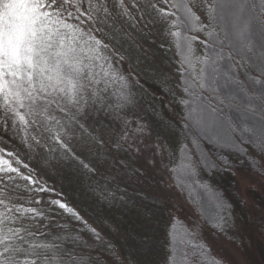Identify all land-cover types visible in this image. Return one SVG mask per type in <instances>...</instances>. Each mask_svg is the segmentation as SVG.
<instances>
[{
	"label": "snow or ice",
	"instance_id": "6c2138e0",
	"mask_svg": "<svg viewBox=\"0 0 264 264\" xmlns=\"http://www.w3.org/2000/svg\"><path fill=\"white\" fill-rule=\"evenodd\" d=\"M238 166L264 175V0H0V264H264Z\"/></svg>",
	"mask_w": 264,
	"mask_h": 264
},
{
	"label": "trees",
	"instance_id": "16d2710c",
	"mask_svg": "<svg viewBox=\"0 0 264 264\" xmlns=\"http://www.w3.org/2000/svg\"><path fill=\"white\" fill-rule=\"evenodd\" d=\"M243 176L247 177L249 185L253 186V188L248 191L250 203L243 199L239 190V179ZM216 183L226 190L227 194L234 199V202H237V215L244 230L246 232L249 231V225L253 222L258 227L260 222L264 220V175L249 170L247 166H238L234 175L226 174L223 177L218 176L216 178ZM252 234L253 236H258L255 231H252ZM226 246L242 254L249 264H253L251 258L254 256L252 253L255 251H251L247 247L244 249H235L225 241L220 242L219 250L222 253L227 252ZM257 249L259 250V257H261L259 247H257Z\"/></svg>",
	"mask_w": 264,
	"mask_h": 264
},
{
	"label": "rangeland",
	"instance_id": "374dc122",
	"mask_svg": "<svg viewBox=\"0 0 264 264\" xmlns=\"http://www.w3.org/2000/svg\"><path fill=\"white\" fill-rule=\"evenodd\" d=\"M252 188L253 186L249 185V182L247 181V177L243 176L241 179H239V190H240L241 196L248 203H250L248 191ZM68 197L70 199L80 200L82 198V195L79 190L69 189ZM128 227L131 229L132 225H128ZM226 248H227V253L229 257L231 258L232 261L235 262V264H242V262H247L245 257L242 254H239L238 252H236L234 249L230 248L229 246L228 247L226 246ZM252 254L254 255L251 258L252 263L260 264L261 257H259L260 256L259 250L256 248L255 252H253ZM247 264L249 263L247 262Z\"/></svg>",
	"mask_w": 264,
	"mask_h": 264
}]
</instances>
